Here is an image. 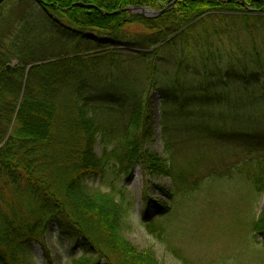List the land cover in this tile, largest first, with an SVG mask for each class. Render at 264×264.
Masks as SVG:
<instances>
[{
  "label": "trees",
  "instance_id": "obj_1",
  "mask_svg": "<svg viewBox=\"0 0 264 264\" xmlns=\"http://www.w3.org/2000/svg\"><path fill=\"white\" fill-rule=\"evenodd\" d=\"M11 1L0 0V10ZM28 1L40 7L56 32L14 38L18 26L11 25L0 35V199L5 202L10 194L17 203L7 204L8 211L0 205V264H24L23 246L43 242L51 224L81 248V259H73V264H88L90 259H94L90 264L99 260L160 264L152 252L137 250L124 237L123 204L87 184L88 179L103 175L108 163L96 152L100 115L131 112L125 135L110 154L127 166L128 175L139 163L149 175L171 176L170 162H175L143 147L154 134L149 92L156 89L162 94L164 129L170 107L176 106L179 115L191 107L222 101L225 81H243L247 74L231 63L223 64L221 49L212 38V22L223 23L227 17L223 12H264V0ZM167 7L157 16L130 10ZM133 26L137 32L130 36ZM53 40L65 42L72 51L69 57L36 58L26 49ZM123 42L141 48L134 60L144 66L148 84L140 91L130 83L110 84L107 79L102 83L100 62L93 61L94 55H83L90 49L82 47L86 44L102 48ZM111 52L110 62L116 58ZM14 59L18 64L7 68ZM163 67L171 69L167 77L160 74ZM261 76L255 74L253 79L264 85ZM224 134L225 142L247 136ZM250 163L257 168L248 172V179L256 191L264 192V158ZM169 211L157 204L152 217ZM156 223L151 220L148 229L161 232ZM253 224L254 232L264 237V212Z\"/></svg>",
  "mask_w": 264,
  "mask_h": 264
},
{
  "label": "rangeland",
  "instance_id": "obj_2",
  "mask_svg": "<svg viewBox=\"0 0 264 264\" xmlns=\"http://www.w3.org/2000/svg\"><path fill=\"white\" fill-rule=\"evenodd\" d=\"M223 13L227 16L223 23L212 22V38L221 49L223 64H233L238 72L246 70L245 80L225 81L228 87H222L226 93L222 101L191 107L179 115H175L176 106L170 107L165 129L162 94L156 89L149 92L154 134L143 147L175 162H170L171 176L149 175L139 163L128 175L127 166L110 154L125 135L131 112L105 110L100 115L102 130L96 152L108 163L105 173L88 179L87 184L91 190L109 193L123 204L124 237L137 250L152 252L160 264H264V237L253 229V223L264 212V192L256 191L248 179V172L257 168L251 159L264 158V85L253 79L255 74L262 75L260 82L264 83V12ZM11 25L18 26L14 38L56 32L40 7L28 0H13L0 10V29H4L0 35L10 31ZM136 29L131 27L130 36L136 34ZM64 43L53 40L26 49L36 58L69 57L71 50ZM86 46L90 49L83 55H94L93 61L100 62L102 83L105 79L110 84L130 83L138 85L139 91L148 84L143 78L144 66L134 60L136 50L141 48L125 42L102 48L91 44L82 47ZM111 51L116 55L112 62L108 57ZM14 61L18 64L14 59L12 66L16 65ZM170 73V68L160 69L164 77ZM225 132L247 136L225 142ZM5 197V202L0 199L4 211H8L7 204L17 205L10 194ZM27 203L24 201V205ZM157 204L168 206L170 211L153 218ZM153 219L163 228L161 232L158 228L154 232L148 229ZM81 256L77 242L62 235L54 224L48 226L43 242L27 243L22 252L24 264H73V259Z\"/></svg>",
  "mask_w": 264,
  "mask_h": 264
},
{
  "label": "water",
  "instance_id": "obj_3",
  "mask_svg": "<svg viewBox=\"0 0 264 264\" xmlns=\"http://www.w3.org/2000/svg\"><path fill=\"white\" fill-rule=\"evenodd\" d=\"M170 7H167L165 8L164 10H160V11H154V10H149V9H141V8H131L130 10L133 12V13H143V14H146V15H149V16H157L159 15L160 13H162L163 11H166L168 10ZM14 64H17L16 61L13 62ZM11 64H8L7 65V68H11Z\"/></svg>",
  "mask_w": 264,
  "mask_h": 264
}]
</instances>
